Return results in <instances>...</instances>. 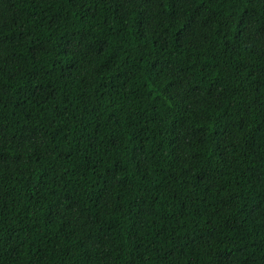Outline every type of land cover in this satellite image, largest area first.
<instances>
[{
    "label": "trees",
    "instance_id": "trees-1",
    "mask_svg": "<svg viewBox=\"0 0 264 264\" xmlns=\"http://www.w3.org/2000/svg\"><path fill=\"white\" fill-rule=\"evenodd\" d=\"M0 264H264V0H0Z\"/></svg>",
    "mask_w": 264,
    "mask_h": 264
}]
</instances>
